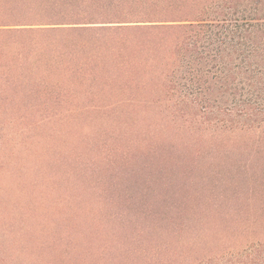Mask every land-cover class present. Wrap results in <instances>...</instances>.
I'll use <instances>...</instances> for the list:
<instances>
[{"label": "trees", "instance_id": "1", "mask_svg": "<svg viewBox=\"0 0 264 264\" xmlns=\"http://www.w3.org/2000/svg\"><path fill=\"white\" fill-rule=\"evenodd\" d=\"M0 118V264H264V0H0Z\"/></svg>", "mask_w": 264, "mask_h": 264}, {"label": "rangeland", "instance_id": "2", "mask_svg": "<svg viewBox=\"0 0 264 264\" xmlns=\"http://www.w3.org/2000/svg\"><path fill=\"white\" fill-rule=\"evenodd\" d=\"M189 117V116H188ZM5 121V119L4 118H0V138H1V140H3L4 139V135H5V129H6V126L5 125H3V122ZM0 154H1V150H0ZM0 162H2V159L0 158Z\"/></svg>", "mask_w": 264, "mask_h": 264}]
</instances>
